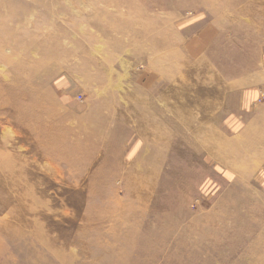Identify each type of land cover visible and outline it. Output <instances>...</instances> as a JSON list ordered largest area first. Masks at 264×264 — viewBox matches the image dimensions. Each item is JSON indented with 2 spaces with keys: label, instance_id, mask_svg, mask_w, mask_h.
Returning a JSON list of instances; mask_svg holds the SVG:
<instances>
[{
  "label": "rangeland",
  "instance_id": "1",
  "mask_svg": "<svg viewBox=\"0 0 264 264\" xmlns=\"http://www.w3.org/2000/svg\"><path fill=\"white\" fill-rule=\"evenodd\" d=\"M133 1L0 0V264H28L36 224L77 264H264V164L213 175L223 116L264 101V0ZM144 12L166 30L136 37Z\"/></svg>",
  "mask_w": 264,
  "mask_h": 264
},
{
  "label": "crops",
  "instance_id": "2",
  "mask_svg": "<svg viewBox=\"0 0 264 264\" xmlns=\"http://www.w3.org/2000/svg\"><path fill=\"white\" fill-rule=\"evenodd\" d=\"M242 97L243 104L240 106L241 108L229 110L228 115L223 116L229 118L227 121L228 125H226L228 136L225 135L224 139L229 144L230 162L227 164L230 169L227 171L224 167L227 164L224 162H218V165H215L218 166L219 171L213 173L214 180H218L220 183L232 181L236 172L239 174L242 172L244 176L242 180L246 181L247 178L245 177L251 171L250 168L257 167L258 165L262 167L264 164V103L261 105L252 104L257 101H264L262 98L253 99L251 95L246 94L242 95ZM221 155L222 153L219 151L217 154L214 148L213 159L219 157L220 160ZM215 169L217 170V167ZM258 178L261 186L264 188L263 167L258 172Z\"/></svg>",
  "mask_w": 264,
  "mask_h": 264
},
{
  "label": "bare ground",
  "instance_id": "3",
  "mask_svg": "<svg viewBox=\"0 0 264 264\" xmlns=\"http://www.w3.org/2000/svg\"><path fill=\"white\" fill-rule=\"evenodd\" d=\"M57 1L60 2V3L62 2V0H56V2ZM102 1L105 2L107 5H111V6L116 7L117 9L119 7H122L124 4L129 5L130 3H134L133 0H126L125 2H122V0H117L115 2V5H114L113 2H112V0H102ZM63 2H64V0H63ZM207 3L210 6H213L214 7V4L212 3L211 0H208ZM93 5H94L93 10H95L96 13H93L92 15H90V17H101V16L102 17H108V16L109 17H113V15L110 14L109 10L108 9H105L107 7V5H106V7L104 9L99 8L96 3H94ZM222 14H224V13H222ZM114 17H127V16H124L122 14L121 15L116 14V15H114ZM135 17H140L138 21H139V23H141V27H142L141 30L139 31V33L136 34V37L139 36V37H142V38H146L147 39L149 37V33L152 30L153 31H158V32H162V31H165L166 30L165 28L153 29L152 27H150L151 25L150 26L148 25L147 18H145V17H149V16L145 12H144V14H142V15L141 14H138V16H135ZM143 28H145V30H143ZM135 33H136V31H135ZM167 41H168V38L167 39H164L162 42H155L154 44H155L156 47H157V45L164 47V46L167 45ZM157 43H159V44H157ZM10 95L12 96V98H17L18 97L16 94H10ZM151 108L153 109V106ZM155 110H156V108H154V111ZM43 134H44V131H43ZM37 135H39V134H37ZM156 143H157V140H156ZM156 146H157V144H156ZM206 150L207 151H210V153L212 152L211 154L213 156V153H214V148L213 147H211V148L206 147ZM50 164H52V163H50ZM91 164L92 163H88V166L90 167ZM160 164H161V160H157L156 165H154L153 168L151 169V174L154 172L155 166H158L159 167ZM117 166H118V163H117ZM22 174L24 175V178H28L27 172H24ZM60 174H62V173H60ZM240 174H242V172H240ZM112 176L114 177V175H112ZM157 177L158 176H156V173H155L154 177H152V182H149L146 179V173H145V171L142 169L139 172V174H138V179L131 180L130 186H134V185L137 184L138 185L139 193L143 192V189L144 188L148 189L150 192H151V190L152 191L153 190L155 191L156 190ZM64 181L66 182V180H64ZM146 181H148V183ZM67 184H68V182H67ZM66 187H69V186L66 185ZM22 190L24 191V195H21L20 199L17 200V202H18V204L20 206H22L23 208L34 207V208H37V209L44 206V202L42 200L35 199L32 196L31 191L29 189H26V190L22 189ZM23 197H25V198H23ZM112 203L116 204V203H119V202L118 201H114ZM34 208H30V210H35ZM35 228L37 229V231H36V233L34 235H32V236L31 235L30 236L29 235L28 236L26 235L27 236L26 238L29 239L30 241L33 240V239H37L38 240V243H39V246L37 247L36 246L37 244H35L33 241H31V243L29 244V246L26 247L25 254L27 256V262H28V264H77V259L75 257V254L72 251L71 252H67L66 250L64 251V250H60V248H57L55 241L52 240V239H50V238H48V236L44 232L42 226L40 227V224H36L35 225ZM97 239H98V241H96V242H93L91 240L85 241V244H86L85 250H87V248L89 246L88 252L91 255L93 254V251H95L96 249L102 250L100 243L104 239V237L97 236ZM109 239L111 241L113 240L114 242H118L117 239H116V235L109 237ZM87 243H88V245H87ZM94 247H95V249H94ZM85 250H84V254L86 252ZM107 250H109V249H107Z\"/></svg>",
  "mask_w": 264,
  "mask_h": 264
}]
</instances>
